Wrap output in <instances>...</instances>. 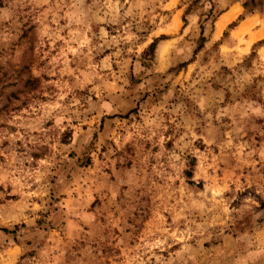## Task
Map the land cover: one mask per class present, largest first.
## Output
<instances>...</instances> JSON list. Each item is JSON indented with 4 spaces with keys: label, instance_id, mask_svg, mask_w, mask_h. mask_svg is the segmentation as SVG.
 <instances>
[{
    "label": "rangeland",
    "instance_id": "1",
    "mask_svg": "<svg viewBox=\"0 0 264 264\" xmlns=\"http://www.w3.org/2000/svg\"><path fill=\"white\" fill-rule=\"evenodd\" d=\"M0 264H264V0H0Z\"/></svg>",
    "mask_w": 264,
    "mask_h": 264
},
{
    "label": "bare ground",
    "instance_id": "2",
    "mask_svg": "<svg viewBox=\"0 0 264 264\" xmlns=\"http://www.w3.org/2000/svg\"><path fill=\"white\" fill-rule=\"evenodd\" d=\"M226 18H228V17H224L223 19L220 20V22H219V26H221V25L223 24V22H224V20H225Z\"/></svg>",
    "mask_w": 264,
    "mask_h": 264
},
{
    "label": "trees",
    "instance_id": "3",
    "mask_svg": "<svg viewBox=\"0 0 264 264\" xmlns=\"http://www.w3.org/2000/svg\"><path fill=\"white\" fill-rule=\"evenodd\" d=\"M2 231L6 232L7 230L6 229H2Z\"/></svg>",
    "mask_w": 264,
    "mask_h": 264
}]
</instances>
